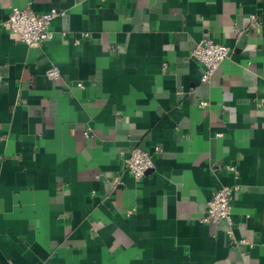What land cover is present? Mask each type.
<instances>
[{
    "label": "crops",
    "instance_id": "obj_1",
    "mask_svg": "<svg viewBox=\"0 0 264 264\" xmlns=\"http://www.w3.org/2000/svg\"><path fill=\"white\" fill-rule=\"evenodd\" d=\"M26 6L52 39L3 25ZM222 185L231 224L201 221ZM0 264H264V0H0Z\"/></svg>",
    "mask_w": 264,
    "mask_h": 264
},
{
    "label": "built area",
    "instance_id": "obj_2",
    "mask_svg": "<svg viewBox=\"0 0 264 264\" xmlns=\"http://www.w3.org/2000/svg\"><path fill=\"white\" fill-rule=\"evenodd\" d=\"M56 15L58 12L55 9L37 13L29 6L12 7L3 25L15 33L20 42L29 47H35L52 39L53 32L49 26L50 21ZM192 56L204 66L200 81L208 82L220 63L229 56V49L224 44L214 42L210 38H202L192 50ZM58 75L59 70L56 66L47 70V76L51 79ZM199 105L204 106L206 102L201 101ZM125 167L135 180H141L153 168V162L148 151L135 147L130 150L125 160ZM226 168L237 175L238 172L234 166L228 165ZM237 189L238 185H222L215 188L206 202V213L201 221L216 223L224 219L231 224L232 195Z\"/></svg>",
    "mask_w": 264,
    "mask_h": 264
}]
</instances>
